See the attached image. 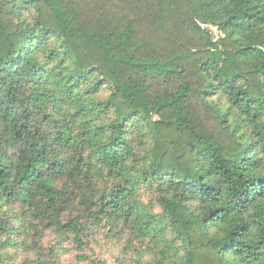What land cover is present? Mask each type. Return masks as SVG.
I'll return each instance as SVG.
<instances>
[{
	"label": "trees",
	"instance_id": "trees-1",
	"mask_svg": "<svg viewBox=\"0 0 264 264\" xmlns=\"http://www.w3.org/2000/svg\"><path fill=\"white\" fill-rule=\"evenodd\" d=\"M16 205L264 264V0H0V239Z\"/></svg>",
	"mask_w": 264,
	"mask_h": 264
},
{
	"label": "rangeland",
	"instance_id": "rangeland-1",
	"mask_svg": "<svg viewBox=\"0 0 264 264\" xmlns=\"http://www.w3.org/2000/svg\"><path fill=\"white\" fill-rule=\"evenodd\" d=\"M129 0H125L127 3ZM108 91L101 97L105 98ZM100 187L110 188L112 182L103 174ZM157 196L147 187L140 188L137 203L160 217L162 209ZM14 231L0 239L8 245L0 250V264H179V244L169 225L164 222L162 239L146 237L137 232L134 224L117 225L104 221L83 231L82 245L73 234L57 228H44L29 213H22L19 205L10 209ZM70 217L63 218V222ZM10 242V243H9ZM11 244V245H9ZM175 244V245H174ZM172 246V247H171ZM169 251L165 254L164 251Z\"/></svg>",
	"mask_w": 264,
	"mask_h": 264
},
{
	"label": "built area",
	"instance_id": "built-area-1",
	"mask_svg": "<svg viewBox=\"0 0 264 264\" xmlns=\"http://www.w3.org/2000/svg\"><path fill=\"white\" fill-rule=\"evenodd\" d=\"M210 28V30L213 32V33H217V28H215V27H209Z\"/></svg>",
	"mask_w": 264,
	"mask_h": 264
}]
</instances>
